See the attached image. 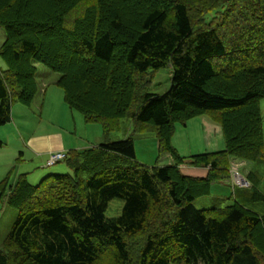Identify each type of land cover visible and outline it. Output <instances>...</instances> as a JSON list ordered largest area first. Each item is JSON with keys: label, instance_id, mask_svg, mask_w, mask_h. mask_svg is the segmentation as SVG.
Here are the masks:
<instances>
[{"label": "trees", "instance_id": "16d2710c", "mask_svg": "<svg viewBox=\"0 0 264 264\" xmlns=\"http://www.w3.org/2000/svg\"><path fill=\"white\" fill-rule=\"evenodd\" d=\"M0 29V126L14 103L34 101L41 63L103 137L68 151L66 173L33 185L26 175L11 184L9 171L0 181V200L17 210L0 264H264V212L236 197L193 205L231 178L232 158L264 154V0H0ZM166 67L170 87L150 92ZM201 115L221 126L225 149L187 159L172 145L175 124ZM124 119L133 133L154 132L173 164L138 162L132 137L111 141ZM248 178L250 198L264 203L259 178ZM114 198L121 213L107 217Z\"/></svg>", "mask_w": 264, "mask_h": 264}, {"label": "rangeland", "instance_id": "374dc122", "mask_svg": "<svg viewBox=\"0 0 264 264\" xmlns=\"http://www.w3.org/2000/svg\"><path fill=\"white\" fill-rule=\"evenodd\" d=\"M124 18L127 20H135L137 18V15H124ZM0 65H3L6 68L5 63L0 58ZM37 65V75L36 80L37 83L41 84L42 81L47 82V84H50L49 91L50 93H53L54 96L58 93V96L60 94H63L62 89L58 86H56V81L60 78V75L56 72L51 71L49 68H47L45 65L41 63H35ZM46 73V74H45ZM171 67H166L159 69L158 71H155L153 73V79L150 87L148 90L152 93L156 94H162L168 88L171 84ZM47 80V81H46ZM55 83H52V82ZM38 94V93H37ZM17 104V108H15V117L14 120H10V122H13V125H23L25 127L32 126V121H36L39 117V110L33 108V106H25L21 103H14ZM59 104V103H58ZM64 107L66 111L72 112L78 120L77 128H84L87 127V129H98L100 126L98 124H92L88 126V124H85L82 121L81 114L76 110H70L67 106V104L64 102ZM260 105V111H261V117H262V126H263V138H264V97L260 99L259 101ZM32 108L33 112H29L28 109ZM34 109V110H33ZM59 110V109H56ZM12 111V110H11ZM12 114V113H11ZM45 115V114H44ZM61 113H58L56 115H51V120L58 121L60 119ZM202 117H207L205 115L194 117L186 122L185 125H182L180 123L175 124L174 134L171 138V142L173 147L178 151V154L182 157H185L188 159V157L192 155L202 154L205 151L206 148V141L203 136L200 121ZM68 126H71L72 128V119L70 115L66 116ZM209 118V117H208ZM210 120V118H209ZM8 122V123H10ZM212 122V121H211ZM8 123L0 126V132L3 133L4 137L3 140L5 141L3 149L0 151V181L9 173L7 172L8 169H10L11 165H8L9 158H11V154L14 153L15 150V140L10 134H6V129H9L6 127ZM215 123V122H213ZM217 124V123H215ZM219 125V124H218ZM220 126V125H219ZM6 127V129L4 128ZM92 127V128H90ZM221 127V126H220ZM14 129V126L12 127V130ZM222 129V128H221ZM9 131V130H8ZM70 135L72 134L69 132ZM78 134V133H77ZM127 137H132L134 139V145H135V153H136V160L140 163H143L148 166H153L155 164L158 165H168L169 163H173L174 160L169 155H161L159 156V150H158V139L154 132L152 131H144L139 133H133L132 124L129 119L123 120V128L119 132H115L111 136V141H119L124 140ZM78 138V137H77ZM224 140V137H223ZM96 141L101 143L103 139H96ZM264 150V148H263ZM50 155V154H49ZM49 157V156H48ZM185 159V160H187ZM48 160V159H47ZM47 162V161H46ZM245 166H234V168L231 169V178L228 180L223 181H217L214 182L211 186V191L209 194L202 195L197 197L193 201V205L196 208H208L216 205L218 203V200H222L221 202L223 204H231L232 201H234V195L232 188L235 189H242L245 193H248L253 190L251 180L248 178V171H252L257 175L259 178V182L257 184L258 189H260L264 193V154L259 160L256 161H245ZM172 165V164H169ZM55 166L62 167V170L53 169ZM182 167V166H181ZM56 168V167H55ZM12 169V167H11ZM69 169L67 168L65 162L62 160L52 166H47L43 173L49 174V173H66ZM208 171V168H207ZM12 174L13 172L10 171ZM233 172H236L243 181L242 186L237 185L234 181V174ZM12 174L10 175V182L12 180ZM27 179L32 183L36 184L38 180L40 179H34L32 177H27ZM225 200V202H224ZM240 200V199H239ZM123 200L114 198L110 201L106 215L107 217H116L120 215L122 207H123ZM246 206L248 208H251L257 212H264V203L262 201H250L246 202ZM17 216V210L11 206H9L5 201L0 200V242L7 236L9 233L15 218Z\"/></svg>", "mask_w": 264, "mask_h": 264}, {"label": "crops", "instance_id": "0c3cea01", "mask_svg": "<svg viewBox=\"0 0 264 264\" xmlns=\"http://www.w3.org/2000/svg\"><path fill=\"white\" fill-rule=\"evenodd\" d=\"M5 38H6L5 31L3 29H0V46L4 42ZM0 69H5V67L3 65H0ZM54 81L52 83H55ZM37 84H38V94L36 95L34 101L30 105L31 107L33 106V108L39 110V117L37 118V120L32 121L31 123L32 126H27V127L23 125L17 126V125H13L14 123L9 121L10 123H8V125L6 126L9 129H6V127H4L7 131L5 133L7 135L8 134L12 135V137L15 140L14 153L11 154V158H9V161L7 163L12 167V169L10 167V169H8L7 172L9 171L13 172L12 180L10 182L11 184L14 183L21 175H26V178L29 177V175L34 179L40 178L38 180L39 182L44 176L47 175L46 173L43 172L47 167L46 161L51 152L62 151L67 153L70 150H78L81 152L90 149L92 147H95L96 145H98L96 139L98 140L103 138L102 129L100 125H99L100 126L99 130L93 129V131L92 129H87V127L80 129L77 128L76 123L78 122L79 119H77V117L72 112L66 111L64 107L65 106L64 94H60L58 96L57 93L56 96H54V94L50 93L51 91H49L50 84H47V82L45 81H42L41 84L39 83ZM16 106L18 105L13 104L11 107L12 121L14 120V117L16 115L15 114V108H17ZM28 110L29 112H33L32 108ZM58 113H61L60 119L58 121L53 119L51 120V115H56ZM68 115H70L72 119L71 121L72 128L71 126H68L69 125L67 122L68 118H66V116ZM81 116H82L81 122L85 123L82 114ZM90 125L92 124H88V126ZM13 126L14 129L12 130ZM200 126L206 141V148L204 150L205 151L204 153H214V152L223 151L225 149V143L223 140V133L221 127L218 124L213 123V121L211 122V119L209 120L208 117L201 118ZM69 132H71L72 134L70 135ZM3 137H4L3 133L0 132V143H1L0 151L1 149H3L5 144ZM169 164H173V163L171 162ZM238 165L245 166L246 165L245 160L232 158L230 161L231 169L234 168V166H238ZM55 167L53 169H58L59 171L62 170V167L60 166H55ZM181 170L183 171V173L191 176L203 177L207 174V168H202V167H192L188 165H183L181 167ZM250 172L248 171V174ZM256 189H258V186L256 187ZM232 191L234 198L236 197L238 200L240 199L239 201L244 204H246L245 202L254 201L250 198L252 191L245 193L242 189L240 188L235 189L234 187L232 188Z\"/></svg>", "mask_w": 264, "mask_h": 264}, {"label": "built area", "instance_id": "2783aa9c", "mask_svg": "<svg viewBox=\"0 0 264 264\" xmlns=\"http://www.w3.org/2000/svg\"><path fill=\"white\" fill-rule=\"evenodd\" d=\"M66 157V153L65 152H62V151H55V152H51L49 157H48V160L46 162V166H52L62 160H64V158ZM234 174V181L237 185H244L243 184V181L241 180V177L236 173V172H233Z\"/></svg>", "mask_w": 264, "mask_h": 264}]
</instances>
